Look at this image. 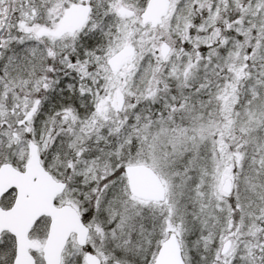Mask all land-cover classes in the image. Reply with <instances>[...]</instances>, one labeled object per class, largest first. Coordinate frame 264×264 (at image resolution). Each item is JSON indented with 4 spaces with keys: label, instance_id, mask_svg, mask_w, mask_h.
<instances>
[{
    "label": "snow or ice",
    "instance_id": "snow-or-ice-1",
    "mask_svg": "<svg viewBox=\"0 0 264 264\" xmlns=\"http://www.w3.org/2000/svg\"><path fill=\"white\" fill-rule=\"evenodd\" d=\"M0 264H264V0H0Z\"/></svg>",
    "mask_w": 264,
    "mask_h": 264
}]
</instances>
